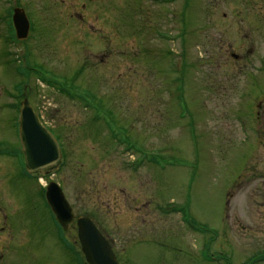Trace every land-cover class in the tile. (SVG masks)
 I'll return each mask as SVG.
<instances>
[{
  "label": "rangeland",
  "instance_id": "obj_1",
  "mask_svg": "<svg viewBox=\"0 0 264 264\" xmlns=\"http://www.w3.org/2000/svg\"><path fill=\"white\" fill-rule=\"evenodd\" d=\"M185 1L0 0V45L7 8L24 6L31 22L27 43L10 47L11 56L0 46V120L8 112L3 105L9 95L16 94L17 108L26 95L43 122L60 135L62 167L55 175L49 170V178L58 182L74 214L92 219L112 241L119 264H217V249L207 250V245L217 242L230 170L236 163L252 164L242 124L251 108L248 100L245 108L243 100L238 106L232 79L236 65L229 53L242 45L244 57L251 58L245 35L250 33L253 42L260 35L256 29L264 30V0ZM237 13L252 15L238 22ZM256 42L262 52L264 40ZM123 46L130 49L123 52ZM99 62L98 70L92 68ZM82 65L85 70L75 76ZM22 67L33 70L27 86L24 74L30 70ZM105 77L111 79L104 82ZM72 82L89 90L102 109L118 115L129 129H145L144 136H131L136 147L140 142L148 146L145 156L138 155L142 165L125 166L138 156L98 139L96 133L106 130L94 131L91 108L84 110L60 91L64 86L69 90ZM4 123L9 125L5 118ZM154 130H159V151L148 163L146 153L151 157L154 149L147 132ZM2 135L13 140L9 131ZM225 169L230 170L223 175ZM34 189L35 183L18 179L8 190L14 200L0 194V205L12 201L17 221L31 229V236L25 229L17 231V254L27 239V258H34L27 264H37L33 231L44 244L40 255L57 264L64 249L43 200L28 193ZM227 209L239 221L229 257L232 264H245L254 253H264V192L234 198ZM65 237L72 243L74 229ZM64 255L61 260L68 264Z\"/></svg>",
  "mask_w": 264,
  "mask_h": 264
},
{
  "label": "flooded vegetation",
  "instance_id": "obj_2",
  "mask_svg": "<svg viewBox=\"0 0 264 264\" xmlns=\"http://www.w3.org/2000/svg\"><path fill=\"white\" fill-rule=\"evenodd\" d=\"M102 1L94 0L92 2H86L88 4L92 3H101ZM255 4H253L254 6ZM26 7V6H25ZM22 9L27 16V12L22 7L13 5L11 8L6 9L5 14V33L3 35V38L1 40V45L6 53V56H11L12 50L10 47H13L17 44H26L27 42H18L15 36V32L12 28L11 24V17L15 10ZM240 11V10H239ZM146 16H149L150 14H145ZM252 14H244L241 15V13L235 14V18L238 22L244 18H247V16H251ZM222 18H226L227 14H221ZM242 16V17H241ZM259 15H257L258 18ZM241 17V18H240ZM256 17V16H255ZM260 17V16H259ZM264 17V16H263ZM261 18V17H260ZM260 21L259 19H256L255 22ZM31 28V23H30ZM144 25H142V28L140 30H143ZM260 35L257 36V39H253L254 41L251 42L250 36H248L250 33H247L248 35H245V39L247 40V43L250 44L249 52L251 58L244 57V49L242 45H238L235 53H229L231 59L233 62H235L236 68L233 74V81H234V92L236 93V98L238 99V106L241 100H243V106L245 105V102L248 100L249 106L251 108V113L249 119L246 118L245 122H243L244 129L246 130V134L248 135V138L244 140V142L248 143V159L251 157L252 164L248 166L247 163H236L234 169H225L223 170L225 175V171L230 170L233 173L231 182H228L227 180H223V185L227 184V188L225 192H227V199L225 202L223 217H222V223L221 227L218 230L217 235V242L215 245L211 246V243L207 245V250L211 249H217L218 255L217 259H213L216 261L217 264H232L230 257H229V251L235 250L236 248V237L235 235H232V231L237 230V226L239 224V221L235 219L236 215L230 213V210L227 209L228 204L230 203V200L232 201L234 198L240 197L244 195L245 193H250L252 197H257L260 193L264 192V76H258L257 74L264 75V50L262 52H258V49L255 48L254 43H257L256 41L264 40V30L256 29ZM263 30V31H262ZM155 30L152 29V32ZM251 32V31H250ZM29 33L27 36V39L29 38ZM26 39V40H27ZM107 47L109 49H112L113 47H109L111 45L110 38H106ZM23 44V45H24ZM112 46V45H111ZM122 51L126 52L127 49H130L129 47L123 46L120 47ZM132 48V47H131ZM231 47H225V51L227 52L228 49ZM152 49V48H151ZM150 50V49H146ZM144 52V50H143ZM237 52V53H236ZM107 53H110V51H107ZM14 66L16 67L19 63L18 61H15V59L12 60ZM17 63V64H16ZM7 65L11 64V62L7 61ZM16 64V65H15ZM101 66V62L96 63L93 65L92 68L98 70V67ZM255 66V67H254ZM253 67V68H252ZM31 70V68L29 69ZM31 75V74H29ZM109 75V74H108ZM30 77L25 76V84L24 86H27L28 81H30ZM111 78L105 77L104 82H108ZM112 81V80H111ZM8 101L5 105H3V108H6L8 110L7 113H3V119L0 120V194H3L5 197L13 198L12 194L8 193L9 186L12 183H16L18 179H24L25 181H31L33 184L35 183V189L33 191L30 190L32 196L41 198L44 203V192L45 187L47 186L49 182V175L48 172L51 169H44L42 171H38L35 174H28L24 167V160L22 156H19V153L17 151V145L19 147V141H18V133H17V103H16V94L9 95ZM106 105V102H105ZM245 108V106H244ZM1 109V107H0ZM239 109H242L239 107ZM97 111H92V114H95ZM101 112V111H99ZM246 114V109H245ZM92 118L95 116H91ZM4 118L7 122H9V125L4 123ZM111 116L109 115V111L105 109V119L97 122L96 120L93 121L91 119V124L94 126V131L97 132L95 129H103L106 130L103 134L100 132L96 133V136L99 140H102L107 145H113V133L110 131V126L113 124V121L109 120ZM115 122H117L115 120ZM139 124L143 125V117H140ZM99 125V126H98ZM49 128L50 132L53 134V136L56 139V142L58 144V147L61 151L62 155V162H63V143L61 142L60 135L55 132L53 127L47 126ZM119 130L124 129L122 132V138L123 141L126 144H129L130 146H135L133 144V140L131 139V136L135 137L136 133H139L140 137L144 136L146 131L143 127H139V129H136L134 131L133 129H129L127 126H118ZM11 132L13 136V140L10 141V139L4 135H2L4 132ZM148 135H151L152 137V143L151 147L153 148H159V130H154V133L147 132ZM99 135L101 137H99ZM249 135H251L249 137ZM139 139L138 137H136ZM158 139V141H156ZM11 142V143H9ZM141 144L145 145V143L140 142L138 146H141ZM150 146V145H149ZM258 154L262 155V158H258ZM246 160V159H245ZM61 162V163H62ZM19 163L20 169L17 168V164ZM61 170V165L58 167L55 172L56 174H59ZM262 171V173H261ZM58 184V182H56ZM59 185V184H58ZM60 186V185H59ZM2 191V193H1ZM136 200H139L138 197H136ZM11 204V205H10ZM44 207L46 211L49 213V217L53 223V226L56 231L57 235V241L62 247V250L64 249V252L59 253L58 252V263L57 264H63L61 258H63L67 254L68 261H70L68 264H85L84 259L82 257V254L80 253V247L78 244V240L76 237L72 238V243L69 241L70 239H67L65 235L71 230L74 229L75 233L77 234V229L75 226V223H73L67 230H62L60 226L53 220V217L51 216L48 208L46 207L44 203ZM17 207L13 209L12 207V201H9L6 206L0 205V264H27L30 260H34V258H27L26 250L27 246L29 244V240H25L26 242H23L22 245H20V252L17 254V231L25 229L26 231H29V234L31 236V232L27 224L22 221H17ZM75 215V214H74ZM232 216V222H230ZM144 219V218H143ZM229 237V238H228ZM32 239L34 241V252L37 253V257L39 261L37 264H49L46 259L40 255L41 251H44V244L41 239H39V236L37 233L32 231ZM28 241V242H27ZM213 242V241H212ZM112 244V241H111ZM227 251V253L224 250ZM211 257L214 256L213 254H210ZM251 258H255V261L252 262V264H256V254L254 253ZM261 259L264 261V255L261 256ZM251 264V263H250Z\"/></svg>",
  "mask_w": 264,
  "mask_h": 264
},
{
  "label": "water",
  "instance_id": "obj_3",
  "mask_svg": "<svg viewBox=\"0 0 264 264\" xmlns=\"http://www.w3.org/2000/svg\"><path fill=\"white\" fill-rule=\"evenodd\" d=\"M12 23L16 38L25 40L29 25L22 10L14 11ZM18 137L27 172L35 173L59 161L56 141L40 123L26 99L21 103ZM45 200L55 221L66 230L73 222V214L55 183L48 184ZM76 226L81 252L87 264H118L110 246L88 218H77Z\"/></svg>",
  "mask_w": 264,
  "mask_h": 264
},
{
  "label": "trees",
  "instance_id": "obj_4",
  "mask_svg": "<svg viewBox=\"0 0 264 264\" xmlns=\"http://www.w3.org/2000/svg\"><path fill=\"white\" fill-rule=\"evenodd\" d=\"M184 24V23H183ZM19 72H23V70L21 68H18ZM68 89L69 90H66L65 89V86H64V89H60L61 92L65 93L68 97H70L71 99H74L76 98L77 101L80 102V104L86 109V108H92L95 104L94 102V98L92 96H90L89 94H86V95H80L78 93V89L76 87H74L73 85V82L71 83V85H68ZM71 89H73L75 92L71 93ZM187 223V220L185 221ZM259 257L258 255L256 256V262H259ZM255 261V258H251L250 260H247L245 264H252V262Z\"/></svg>",
  "mask_w": 264,
  "mask_h": 264
}]
</instances>
